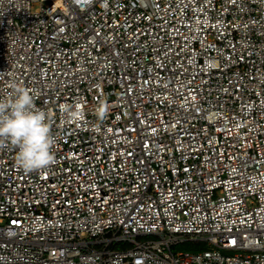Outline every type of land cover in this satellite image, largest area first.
Masks as SVG:
<instances>
[{
	"label": "built area",
	"instance_id": "2783aa9c",
	"mask_svg": "<svg viewBox=\"0 0 264 264\" xmlns=\"http://www.w3.org/2000/svg\"><path fill=\"white\" fill-rule=\"evenodd\" d=\"M12 82L55 159L0 141V264H264V0H0Z\"/></svg>",
	"mask_w": 264,
	"mask_h": 264
},
{
	"label": "clouds",
	"instance_id": "9594fccd",
	"mask_svg": "<svg viewBox=\"0 0 264 264\" xmlns=\"http://www.w3.org/2000/svg\"><path fill=\"white\" fill-rule=\"evenodd\" d=\"M8 97L0 98V141H7L16 148V164L26 172L49 168L54 163L49 114L34 108V93L22 84L12 82ZM105 109L98 108L102 118ZM66 118L75 123L83 113L78 106L64 107Z\"/></svg>",
	"mask_w": 264,
	"mask_h": 264
},
{
	"label": "rangeland",
	"instance_id": "374dc122",
	"mask_svg": "<svg viewBox=\"0 0 264 264\" xmlns=\"http://www.w3.org/2000/svg\"><path fill=\"white\" fill-rule=\"evenodd\" d=\"M181 251V250H180Z\"/></svg>",
	"mask_w": 264,
	"mask_h": 264
}]
</instances>
